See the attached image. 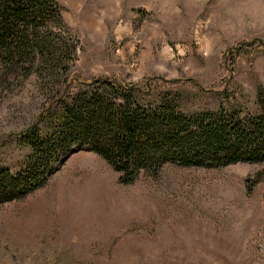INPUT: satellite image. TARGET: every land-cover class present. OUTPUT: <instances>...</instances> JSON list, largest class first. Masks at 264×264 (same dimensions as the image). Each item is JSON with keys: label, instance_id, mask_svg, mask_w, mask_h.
Listing matches in <instances>:
<instances>
[{"label": "rangeland", "instance_id": "374dc122", "mask_svg": "<svg viewBox=\"0 0 264 264\" xmlns=\"http://www.w3.org/2000/svg\"><path fill=\"white\" fill-rule=\"evenodd\" d=\"M55 1L57 37L74 54L27 75L0 70L1 166L18 169L31 154L18 133L48 104L34 128L41 138L56 128L69 73L134 85L147 107L255 113L264 0ZM133 173L121 182L90 146H73L37 189L0 203V264H264V161Z\"/></svg>", "mask_w": 264, "mask_h": 264}, {"label": "trees", "instance_id": "16d2710c", "mask_svg": "<svg viewBox=\"0 0 264 264\" xmlns=\"http://www.w3.org/2000/svg\"><path fill=\"white\" fill-rule=\"evenodd\" d=\"M60 26L63 21L55 0H0L1 72L27 75L36 65L57 62L63 53L72 57L74 45L67 46L57 37ZM68 84L72 89H66ZM134 90L140 89L113 78L84 81L69 73L56 94L62 108L50 136L41 138L34 128L43 120L48 104L28 133V129L18 133L32 148L31 154L18 169L0 165V203L21 199L37 189L54 171L56 161L82 144L109 162L121 174V182H131L137 167L165 161L206 167L264 161L262 91L255 95V113L221 107L187 115L166 100L141 105L132 98Z\"/></svg>", "mask_w": 264, "mask_h": 264}]
</instances>
